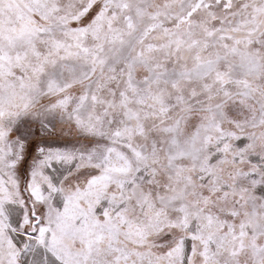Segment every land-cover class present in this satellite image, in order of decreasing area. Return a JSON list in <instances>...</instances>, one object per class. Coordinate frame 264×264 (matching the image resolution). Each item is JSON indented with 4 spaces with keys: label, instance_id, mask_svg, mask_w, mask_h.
I'll return each mask as SVG.
<instances>
[{
    "label": "rangeland",
    "instance_id": "rangeland-1",
    "mask_svg": "<svg viewBox=\"0 0 264 264\" xmlns=\"http://www.w3.org/2000/svg\"><path fill=\"white\" fill-rule=\"evenodd\" d=\"M0 264H264V0H0Z\"/></svg>",
    "mask_w": 264,
    "mask_h": 264
}]
</instances>
